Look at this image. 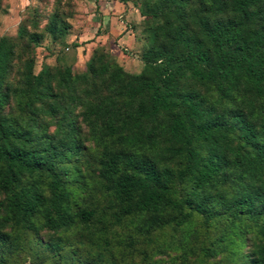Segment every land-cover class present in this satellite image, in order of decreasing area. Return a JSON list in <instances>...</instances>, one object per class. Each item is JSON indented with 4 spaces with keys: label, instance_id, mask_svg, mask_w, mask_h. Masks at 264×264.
Here are the masks:
<instances>
[{
    "label": "trees",
    "instance_id": "trees-1",
    "mask_svg": "<svg viewBox=\"0 0 264 264\" xmlns=\"http://www.w3.org/2000/svg\"><path fill=\"white\" fill-rule=\"evenodd\" d=\"M209 8L225 15L198 12L196 33H188L185 25L171 30L167 43L143 53L140 73L114 68L120 105L87 107L102 118L105 129L96 140L101 151L95 164L70 134L39 141L2 113L9 99L1 89L2 75L14 44L0 36V264H12L10 253L19 245L32 264H61L68 257L72 264H123L136 254L141 264H149L163 251L161 245L174 241L173 248L198 264L229 244L242 243L248 233L256 238L252 249L227 255L225 264H264V195L249 192L247 183L249 175L264 168V113L256 126L240 110L225 114L217 107L245 91L264 110V0H211ZM48 28L55 36L61 32L54 22ZM48 75L42 69L26 76L22 98L32 112L36 101L53 95ZM186 76L209 93L182 91L179 80ZM55 109L50 105L47 111ZM146 121H156L177 159L175 167L159 168L137 153L156 143L152 131L141 126ZM80 166L84 171L96 167L100 178L84 204L75 201L76 184L67 179L81 176ZM217 186L225 191L213 203L205 194ZM146 216L151 217L143 237L127 235L116 250L108 237L112 228ZM195 218L201 229L192 243H185L175 231ZM41 229L75 239L45 240Z\"/></svg>",
    "mask_w": 264,
    "mask_h": 264
},
{
    "label": "rangeland",
    "instance_id": "rangeland-1",
    "mask_svg": "<svg viewBox=\"0 0 264 264\" xmlns=\"http://www.w3.org/2000/svg\"><path fill=\"white\" fill-rule=\"evenodd\" d=\"M210 3L211 0H175L174 4L172 0H0V36L8 37L14 44L13 56L2 75L1 89L8 93L9 98L2 113L13 116L39 141L49 135L59 139L69 138L70 134L91 153L92 163L95 164L101 151L96 140L105 129L102 118L88 112L87 107L101 102L103 107L108 103H112L114 108L120 105L123 97L118 94V88L121 83L112 78L114 68L119 66L126 73L138 74L145 67L143 53L159 43H167L171 30L185 25L188 33L197 32L194 24L196 13H209L210 17L225 15L224 12H212ZM51 22L61 29L56 36L49 31ZM170 24L173 25L171 29ZM102 65L107 66L105 71ZM42 69L49 71L53 95L42 102L36 101V111L32 112L26 106L22 93L29 72L36 75ZM73 77L77 78L72 81ZM179 87L182 91L200 94L210 91L188 76L179 80ZM50 105L56 107L53 112L47 111ZM219 106L217 103L218 109L225 114L231 109L242 111L256 126L264 113L258 100L251 99L245 91L223 107ZM101 116L105 117L104 114ZM141 126L152 131L156 143L137 149V153L153 160L159 168L175 167L177 159L171 155L170 144L158 133L156 121H146ZM80 169L81 176L74 174L76 182L71 175H67V179L69 183L76 184L73 187L75 201L84 204L100 178L97 177L96 167L84 171L80 166ZM247 183L249 192L257 191L264 195V168L249 175ZM44 191L47 192V189ZM224 191V186H217L207 189L205 196L215 203ZM150 217L114 226L111 235H108L111 244L118 250L121 240L127 235L137 233L142 238L141 230ZM197 229H201L199 218L192 219L175 232L179 237L180 234L185 236V243H192L197 237ZM170 231L168 228L166 232ZM40 236L45 240L61 236L71 243L75 239L72 234L53 233L46 229H41ZM254 242L253 233H248L242 243L229 244L219 254L198 264H225L227 255L238 250L248 253ZM176 243L174 241L165 248L161 245L163 251L154 254L149 264H192L194 257L183 253L180 248H173ZM9 260L12 264H32L20 245L10 253ZM61 264L72 262L68 257ZM123 264H141L140 257L137 254L129 256Z\"/></svg>",
    "mask_w": 264,
    "mask_h": 264
}]
</instances>
